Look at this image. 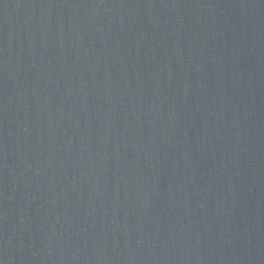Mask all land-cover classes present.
<instances>
[{
    "label": "water",
    "instance_id": "water-1",
    "mask_svg": "<svg viewBox=\"0 0 264 264\" xmlns=\"http://www.w3.org/2000/svg\"><path fill=\"white\" fill-rule=\"evenodd\" d=\"M0 264H264V0H0Z\"/></svg>",
    "mask_w": 264,
    "mask_h": 264
}]
</instances>
